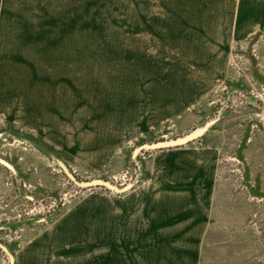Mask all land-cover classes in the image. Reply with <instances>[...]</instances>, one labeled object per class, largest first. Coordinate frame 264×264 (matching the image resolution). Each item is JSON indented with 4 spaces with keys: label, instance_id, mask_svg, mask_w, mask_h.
Returning <instances> with one entry per match:
<instances>
[{
    "label": "rangeland",
    "instance_id": "1",
    "mask_svg": "<svg viewBox=\"0 0 264 264\" xmlns=\"http://www.w3.org/2000/svg\"><path fill=\"white\" fill-rule=\"evenodd\" d=\"M0 158V264H264V0H0Z\"/></svg>",
    "mask_w": 264,
    "mask_h": 264
},
{
    "label": "water",
    "instance_id": "2",
    "mask_svg": "<svg viewBox=\"0 0 264 264\" xmlns=\"http://www.w3.org/2000/svg\"><path fill=\"white\" fill-rule=\"evenodd\" d=\"M206 130H207V127H202V128H199V129H197V130H195V131H193V132H191V133H189L183 137H180L177 139L159 141V142L150 143V144H145L142 147L148 148V149H158V148H165V147H171V146H177V145L185 144V143H188V142L198 138L203 133H205ZM0 162L7 165V166H10V164L2 158H0ZM65 169H66L67 173L69 174V176L77 184H79L81 186L103 185V186L108 187L109 189H112L115 191H125V190L129 189V187H130V186L118 187V186L114 185L113 183H111L110 181H107L104 179H92V180H88V181H79L71 174V172L66 167H65Z\"/></svg>",
    "mask_w": 264,
    "mask_h": 264
},
{
    "label": "crops",
    "instance_id": "3",
    "mask_svg": "<svg viewBox=\"0 0 264 264\" xmlns=\"http://www.w3.org/2000/svg\"><path fill=\"white\" fill-rule=\"evenodd\" d=\"M1 212H2V209H1V206H0V215H1Z\"/></svg>",
    "mask_w": 264,
    "mask_h": 264
}]
</instances>
